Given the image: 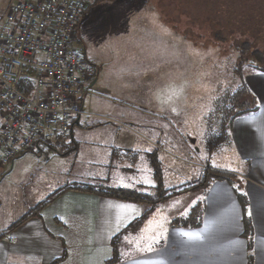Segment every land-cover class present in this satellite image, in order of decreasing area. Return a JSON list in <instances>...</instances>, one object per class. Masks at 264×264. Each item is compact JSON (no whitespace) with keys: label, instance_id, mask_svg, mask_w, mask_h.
<instances>
[{"label":"rangeland","instance_id":"rangeland-1","mask_svg":"<svg viewBox=\"0 0 264 264\" xmlns=\"http://www.w3.org/2000/svg\"><path fill=\"white\" fill-rule=\"evenodd\" d=\"M9 2L0 0V19ZM73 48L84 51L97 79L85 95L86 115L73 126L77 148L67 155L41 148L44 154L28 153L14 160L13 170L3 169L0 222L16 223L57 191L98 173L120 186L140 183L146 188L136 190L152 194L146 153H156L166 190L200 183L207 169L237 170L231 148L207 152L205 134L218 97L264 68L254 57L264 59V0H91ZM120 136L135 140L140 157L113 161L107 174L105 156ZM188 195L169 206L173 213L204 197ZM165 214L163 208L156 214L157 223Z\"/></svg>","mask_w":264,"mask_h":264},{"label":"crops","instance_id":"crops-1","mask_svg":"<svg viewBox=\"0 0 264 264\" xmlns=\"http://www.w3.org/2000/svg\"><path fill=\"white\" fill-rule=\"evenodd\" d=\"M148 16L153 20V14ZM242 79L255 96L258 111L235 119L231 125V146L228 148L234 151L237 170L214 169L235 178L215 181L204 192H185L159 203L135 233L124 237L120 264H249V256L251 264H264V73L254 70ZM96 82V78L91 80L88 92ZM85 97L82 99L83 109ZM80 120L81 117L72 123L71 139L65 155L77 148L73 141V126L78 125ZM135 145L134 139L120 136L119 145L115 148L110 146L104 164L107 174L115 169L113 161L124 156L128 159L131 157L126 161L132 162L140 157ZM41 148L36 151L44 154ZM149 154H144L147 159ZM9 167L14 169V161ZM96 168L100 169V164H96ZM0 171L1 176V167ZM104 174L98 173L85 183L82 180L73 182L74 185L68 186V190L44 207L38 217L29 219L17 228H10L14 222L1 221L0 264H51L61 258L59 264H107L112 256V239L140 219L145 207L71 188L89 185L138 191L136 186L141 189L146 187L133 182L120 186L122 184H117L115 180L111 182L110 177ZM237 190L246 196L247 215L253 228L250 253L243 237V212L237 200ZM190 193L203 194L202 202L188 200L182 209L173 213L169 206L184 200ZM198 202L203 203V216L198 228L171 226L173 220L186 217ZM119 205L130 207L121 209ZM162 208L166 214L163 223L159 224L156 214L161 213ZM155 226L156 231H149ZM136 235L140 236L137 243L126 247ZM156 235L160 237L159 242L152 243L148 238ZM149 243H152V251L147 250Z\"/></svg>","mask_w":264,"mask_h":264},{"label":"built area","instance_id":"built-area-1","mask_svg":"<svg viewBox=\"0 0 264 264\" xmlns=\"http://www.w3.org/2000/svg\"><path fill=\"white\" fill-rule=\"evenodd\" d=\"M91 0H10L0 21V167L41 147L56 155L94 68L73 44Z\"/></svg>","mask_w":264,"mask_h":264},{"label":"trees","instance_id":"trees-1","mask_svg":"<svg viewBox=\"0 0 264 264\" xmlns=\"http://www.w3.org/2000/svg\"><path fill=\"white\" fill-rule=\"evenodd\" d=\"M113 1V0H109ZM241 51L247 53L249 51L248 45H243ZM256 65H264L263 56L256 52L254 54ZM257 72L264 73V68H257ZM214 125H208L207 132L205 134V146L209 154H213L219 151L222 147L231 146V125L233 121L240 117H245L254 114L258 111V103L255 96L251 93L243 79L240 80L238 86L234 90L224 92L214 104ZM211 125L213 126L211 128ZM150 167L153 170V174L156 180V186L153 188V194L142 193L130 189L122 188H110L105 186H89L84 185L80 187H73L71 189L83 190L90 193H96L106 198L117 199L126 202H133L142 204L145 207L144 213L141 218L130 224L125 230L119 233L112 239V256L107 261V264H120L122 262L121 249L124 245V237L129 233H135L144 221L151 215L155 207L159 203H163L180 194L190 191H202L204 192L215 181H231L235 177L231 174L221 172L218 170L207 169L201 182L195 185L180 187L178 189H164L162 183V174L159 168V162L156 153H151L148 156ZM70 187H65L46 200L36 205L33 209L23 215L16 223H13L10 228H17L21 224L25 223L31 218L38 217L41 210L50 204L55 198L61 195L64 191ZM237 200L241 206L243 212V237L247 241L248 252L252 250V234L253 228L249 216L247 215V199L244 193L236 191ZM203 216V203L198 202L195 204L188 215L183 218H178L172 221L171 226L174 228L182 229H196L201 225ZM62 258L53 261L51 264H59ZM251 257L249 256V264H251Z\"/></svg>","mask_w":264,"mask_h":264},{"label":"snow or ice","instance_id":"snow-or-ice-1","mask_svg":"<svg viewBox=\"0 0 264 264\" xmlns=\"http://www.w3.org/2000/svg\"><path fill=\"white\" fill-rule=\"evenodd\" d=\"M173 92H174V90H173ZM118 207H120L121 209H124V208H129L130 206H127V205H119ZM148 239L150 241H152V243H158L160 237L158 235H156V236H153V237H149ZM152 243H149L147 245V250L148 251H152ZM161 264H162V262H161Z\"/></svg>","mask_w":264,"mask_h":264},{"label":"flooded vegetation","instance_id":"flooded-vegetation-1","mask_svg":"<svg viewBox=\"0 0 264 264\" xmlns=\"http://www.w3.org/2000/svg\"><path fill=\"white\" fill-rule=\"evenodd\" d=\"M74 43H75V42H74ZM77 52H78V54H79L81 57L85 58L84 51H83L82 49H79ZM95 74H96V72H95V70H94V72H93V77H92V81L96 78Z\"/></svg>","mask_w":264,"mask_h":264}]
</instances>
